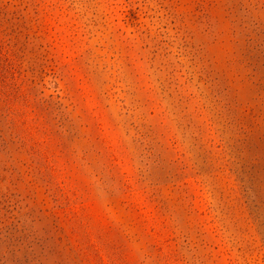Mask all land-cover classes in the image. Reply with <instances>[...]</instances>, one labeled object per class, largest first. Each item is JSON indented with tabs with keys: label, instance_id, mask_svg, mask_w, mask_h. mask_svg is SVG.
<instances>
[{
	"label": "rangeland",
	"instance_id": "obj_1",
	"mask_svg": "<svg viewBox=\"0 0 264 264\" xmlns=\"http://www.w3.org/2000/svg\"><path fill=\"white\" fill-rule=\"evenodd\" d=\"M0 264H264V0H0Z\"/></svg>",
	"mask_w": 264,
	"mask_h": 264
}]
</instances>
